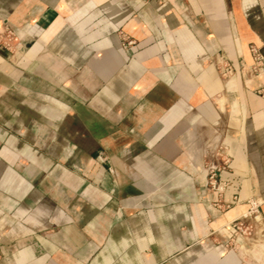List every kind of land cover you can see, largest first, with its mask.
Returning a JSON list of instances; mask_svg holds the SVG:
<instances>
[{
    "label": "crops",
    "instance_id": "obj_1",
    "mask_svg": "<svg viewBox=\"0 0 264 264\" xmlns=\"http://www.w3.org/2000/svg\"><path fill=\"white\" fill-rule=\"evenodd\" d=\"M5 29L2 264H264V0H0Z\"/></svg>",
    "mask_w": 264,
    "mask_h": 264
},
{
    "label": "built area",
    "instance_id": "obj_2",
    "mask_svg": "<svg viewBox=\"0 0 264 264\" xmlns=\"http://www.w3.org/2000/svg\"><path fill=\"white\" fill-rule=\"evenodd\" d=\"M136 45V42L131 39H124V47L132 48ZM21 47L20 42L15 36L14 32L10 29L0 30V48H5L6 50L13 52L14 50H18ZM253 56L256 61V69L260 68V64L262 62V58L259 52L256 49L252 50ZM209 187L216 191L220 196L224 191V185L219 181L216 171H212L209 177ZM233 203H222L221 202V210H228L232 206ZM259 204L257 201L250 202V210L247 214L240 217L237 220L230 222L227 226V230L231 233L230 242L231 244H236L245 236L253 237L255 235V231H257L258 227L257 223H260V217L258 214ZM256 221V222H255ZM0 264H2L0 257Z\"/></svg>",
    "mask_w": 264,
    "mask_h": 264
},
{
    "label": "rangeland",
    "instance_id": "obj_3",
    "mask_svg": "<svg viewBox=\"0 0 264 264\" xmlns=\"http://www.w3.org/2000/svg\"><path fill=\"white\" fill-rule=\"evenodd\" d=\"M255 222H256V221H255ZM259 224H260V223H257V222H256V225H257V227H258V228H257L258 230L255 231V232H256L255 235H257V234L260 232V229H259L260 226H259ZM255 235H254V236H255ZM254 236H253V237H254ZM253 237H248V236L246 237V236H245V237L242 238L241 240H244V239H250V238H253Z\"/></svg>",
    "mask_w": 264,
    "mask_h": 264
}]
</instances>
